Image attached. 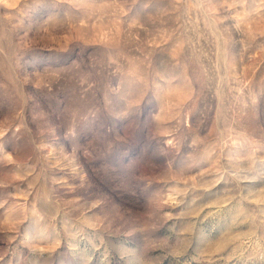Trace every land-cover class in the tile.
<instances>
[{
    "label": "rangeland",
    "instance_id": "374dc122",
    "mask_svg": "<svg viewBox=\"0 0 264 264\" xmlns=\"http://www.w3.org/2000/svg\"><path fill=\"white\" fill-rule=\"evenodd\" d=\"M0 264H264V0H0Z\"/></svg>",
    "mask_w": 264,
    "mask_h": 264
}]
</instances>
